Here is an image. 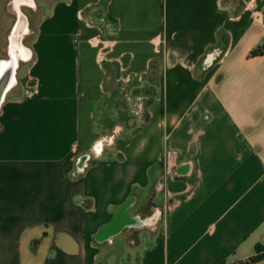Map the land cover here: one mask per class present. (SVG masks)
I'll use <instances>...</instances> for the list:
<instances>
[{
    "label": "crops",
    "instance_id": "0c3cea01",
    "mask_svg": "<svg viewBox=\"0 0 264 264\" xmlns=\"http://www.w3.org/2000/svg\"><path fill=\"white\" fill-rule=\"evenodd\" d=\"M37 2L44 13L34 59L0 113V264H108L113 253L115 264H240L256 256L264 248V55L250 53L264 42V0ZM120 89H133L134 112L142 97L145 113L126 116L132 124L114 148L74 176L78 157L102 137L105 104L128 110ZM170 152L193 163L191 190L173 197L156 191ZM163 194L164 209L156 204ZM132 196L129 215L148 203L162 219L123 233L120 256L116 241L96 237Z\"/></svg>",
    "mask_w": 264,
    "mask_h": 264
},
{
    "label": "water",
    "instance_id": "95a60500",
    "mask_svg": "<svg viewBox=\"0 0 264 264\" xmlns=\"http://www.w3.org/2000/svg\"><path fill=\"white\" fill-rule=\"evenodd\" d=\"M6 10L12 22L6 33V43L1 48L0 56V113L9 95L20 86V75L24 68L32 63L34 52L31 42L37 33V24L44 9L37 0H8ZM209 61L208 64H212ZM135 113L141 117L146 111L142 97H138ZM125 128L118 124L111 134L100 137L90 151L76 160L74 176L83 175L90 167L92 159L101 158L107 148H114L117 140L123 135ZM177 155L170 152L168 169L156 184L158 194L167 192L170 197L188 193L191 185L187 178L192 175V161L177 163ZM138 199L130 197L119 209L111 223L104 226L97 235L99 243L114 244L116 239L128 230L157 228L162 219V211L158 209L151 216L129 215V211L137 205Z\"/></svg>",
    "mask_w": 264,
    "mask_h": 264
},
{
    "label": "rangeland",
    "instance_id": "374dc122",
    "mask_svg": "<svg viewBox=\"0 0 264 264\" xmlns=\"http://www.w3.org/2000/svg\"><path fill=\"white\" fill-rule=\"evenodd\" d=\"M41 3H43V1H41ZM10 24V23H9ZM8 24V26H9ZM2 55V54H1ZM0 55V56H1ZM133 89H130L128 91L126 90H119V96L120 98L118 100H122L123 103H125L126 107L128 108V110H125L124 107H120L118 109V112L111 113L110 108H108V104H105L104 106V110L98 115L97 117V124L99 129L102 131V136L103 135H107V134H111L113 129L115 128L116 125L121 124L123 126L126 127V129L128 128V126L132 123H129V121H127V117H135L138 119L137 114L132 111V105L129 102V94L131 95V91ZM110 100V98H108L106 100V103ZM118 107L117 105L115 106V108ZM114 108V109H115ZM115 116V117H114ZM127 116V117H126ZM170 203V199L168 195H162L160 196L157 201L156 204L159 205L162 209H164L166 206H168ZM125 237L121 236L119 238H117L116 240V245H117V252L120 256L126 255L127 249L125 246ZM124 243V245H123ZM115 253L112 254V258L109 260L108 264H115L117 262V259L114 258Z\"/></svg>",
    "mask_w": 264,
    "mask_h": 264
},
{
    "label": "trees",
    "instance_id": "16d2710c",
    "mask_svg": "<svg viewBox=\"0 0 264 264\" xmlns=\"http://www.w3.org/2000/svg\"><path fill=\"white\" fill-rule=\"evenodd\" d=\"M264 55V42L261 46H259L258 48H256L255 50H253L250 53V56L255 57V56H263ZM258 253L256 256L248 259L245 262H242L240 264H255L258 263L260 261H262L264 259V248L259 247L258 248Z\"/></svg>",
    "mask_w": 264,
    "mask_h": 264
},
{
    "label": "flooded vegetation",
    "instance_id": "af4514ba",
    "mask_svg": "<svg viewBox=\"0 0 264 264\" xmlns=\"http://www.w3.org/2000/svg\"><path fill=\"white\" fill-rule=\"evenodd\" d=\"M39 2L40 1H43L44 3H50L52 0H38ZM8 22L11 23L12 22V19L11 17L8 18ZM10 25V24H9ZM147 100V99H146ZM150 100V99H149ZM147 102H149L147 100ZM158 210V207L155 209L154 206L146 203L144 205H142V207H140L138 210H137V213L136 214H140L142 216H151L155 211ZM133 236H136V233H133Z\"/></svg>",
    "mask_w": 264,
    "mask_h": 264
}]
</instances>
